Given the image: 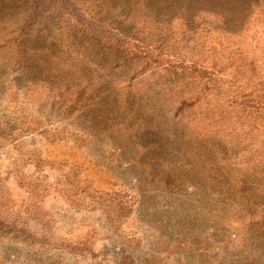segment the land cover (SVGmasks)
Wrapping results in <instances>:
<instances>
[{
    "label": "rangeland",
    "instance_id": "1",
    "mask_svg": "<svg viewBox=\"0 0 264 264\" xmlns=\"http://www.w3.org/2000/svg\"><path fill=\"white\" fill-rule=\"evenodd\" d=\"M10 1L0 0V220L12 234L0 264H264V0H227L224 15L218 0H190L160 31L135 23L163 58L146 70L89 65L62 40L67 95L37 73L40 53L22 59L9 41L28 13ZM190 61L205 73L176 67ZM81 89L97 107L71 113Z\"/></svg>",
    "mask_w": 264,
    "mask_h": 264
},
{
    "label": "trees",
    "instance_id": "2",
    "mask_svg": "<svg viewBox=\"0 0 264 264\" xmlns=\"http://www.w3.org/2000/svg\"><path fill=\"white\" fill-rule=\"evenodd\" d=\"M2 1L8 2L9 0ZM94 1V9L87 14L82 9H77L76 4L74 5L70 0L10 1V5L28 6V13H25L26 16L22 20L23 25H18L15 33L12 32L15 34L14 37L9 41L19 46L22 59L25 58L27 50L34 51L35 55L40 53L38 60L40 69L37 73L46 80L60 81L62 87L65 88L63 90H66L65 95L69 94L73 85L68 82L69 75L65 74L70 71L60 69L64 55L57 46L62 40L67 42L72 51L80 53L83 61L89 65L100 67L114 63L113 68L115 69L142 62V70H146L152 65H162L163 58L146 39L140 37V30L134 26L135 23L149 19L151 20L149 26L160 31L164 25H170L174 21L172 16L179 11H184L182 6L193 8L192 5H194L190 0H184L187 2L184 4H181V0H170L165 11L154 12L152 10L153 0ZM199 1L207 5L211 2V0H197V3ZM218 1L225 6L221 9V14L229 12L228 1ZM201 7L209 8L202 4ZM173 10L175 11L171 14ZM67 16L68 21L64 20ZM187 64L182 63L176 67H181L183 72L192 74L205 73V69L198 63L190 61ZM87 67L84 68L87 69ZM80 72L83 70L80 69ZM73 96L70 97L69 110L71 113L81 107L91 105L97 107L96 102L87 103L89 99L85 97V89L77 90ZM110 120L109 116L102 117L101 125L105 126L104 129L108 128ZM11 234L9 224L0 220V244L6 238L11 237Z\"/></svg>",
    "mask_w": 264,
    "mask_h": 264
}]
</instances>
